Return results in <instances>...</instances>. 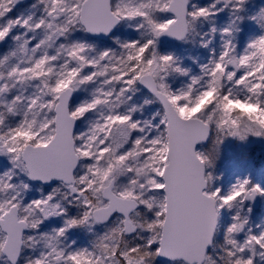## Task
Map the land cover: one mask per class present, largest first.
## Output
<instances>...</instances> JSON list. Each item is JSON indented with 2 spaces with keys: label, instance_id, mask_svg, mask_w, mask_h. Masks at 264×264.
<instances>
[{
  "label": "snow or ice",
  "instance_id": "obj_1",
  "mask_svg": "<svg viewBox=\"0 0 264 264\" xmlns=\"http://www.w3.org/2000/svg\"><path fill=\"white\" fill-rule=\"evenodd\" d=\"M250 138L264 0H0V264H264Z\"/></svg>",
  "mask_w": 264,
  "mask_h": 264
},
{
  "label": "rangeland",
  "instance_id": "obj_2",
  "mask_svg": "<svg viewBox=\"0 0 264 264\" xmlns=\"http://www.w3.org/2000/svg\"><path fill=\"white\" fill-rule=\"evenodd\" d=\"M245 156L252 157L253 163L259 166L264 161V142L255 138H250L248 142L227 140L221 146V159L218 161V165L220 167H228L229 170L233 166L229 162H234V165L245 167L246 165L243 162ZM159 264H166V262L160 261Z\"/></svg>",
  "mask_w": 264,
  "mask_h": 264
}]
</instances>
